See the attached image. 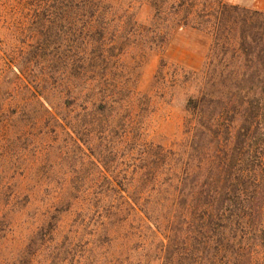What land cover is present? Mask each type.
<instances>
[{
  "label": "rangeland",
  "instance_id": "obj_1",
  "mask_svg": "<svg viewBox=\"0 0 264 264\" xmlns=\"http://www.w3.org/2000/svg\"><path fill=\"white\" fill-rule=\"evenodd\" d=\"M152 15L145 5L134 20L150 24ZM124 20L69 9L65 0H0V264H173L169 255L181 245L171 239L170 222L148 221L120 190L156 188L138 179L168 168L158 146L180 148L192 139L188 98L203 82L226 77L208 74L211 39L194 29L176 28L163 49L144 51L133 38L96 42L105 26L108 37L118 29L124 36ZM104 95L112 111H94L92 102ZM118 101L124 106L113 109ZM257 113L244 107L232 143L221 131L204 139L206 147L218 142L235 174L261 165L264 175ZM145 143L154 148L146 161L138 152ZM254 248L252 264H264V240Z\"/></svg>",
  "mask_w": 264,
  "mask_h": 264
},
{
  "label": "trees",
  "instance_id": "obj_2",
  "mask_svg": "<svg viewBox=\"0 0 264 264\" xmlns=\"http://www.w3.org/2000/svg\"><path fill=\"white\" fill-rule=\"evenodd\" d=\"M145 5L153 13L150 24L134 20ZM65 7L87 11L92 16L104 10L126 19L124 36L119 34L120 29L110 37L106 26L103 31L96 29L99 38L95 40L101 46L109 42L123 44L133 38V43L144 51L155 49L153 46L163 49L178 27L203 32L211 39L207 72L226 78L204 80L198 93L188 98L187 109L195 118L192 139L180 148L158 146L157 157L168 168L161 173H144L138 179L154 183L156 188H121L120 193L127 191L148 221L170 222L174 233L171 239L179 240L176 244L181 245L169 255L173 264H252L254 247L264 240V175L258 169L261 165L235 174L231 163L223 164L218 142L210 147L203 142L211 135L218 139L221 131L219 135L232 143L244 107L251 113L257 109L256 116L264 121V11L228 0H65ZM218 55L222 59L216 61ZM229 56L235 59L230 60ZM248 72L259 78H247ZM239 74L242 78L236 80ZM244 90L254 93V97L247 101ZM105 99L104 95L100 103L92 102L94 111L99 106L103 112L112 111ZM120 101L111 104L113 109L124 106ZM246 102L250 104L246 106ZM111 123L116 124V118ZM250 133L245 143L252 140L254 133ZM241 137L238 133L237 143L242 142ZM153 149L145 143L138 152L146 161ZM249 150L248 147L242 153L246 154V164ZM248 181H252L251 188L239 187L240 182L248 186Z\"/></svg>",
  "mask_w": 264,
  "mask_h": 264
},
{
  "label": "crops",
  "instance_id": "obj_3",
  "mask_svg": "<svg viewBox=\"0 0 264 264\" xmlns=\"http://www.w3.org/2000/svg\"><path fill=\"white\" fill-rule=\"evenodd\" d=\"M254 7L257 8L258 10L264 11V4H261L259 1L256 2Z\"/></svg>",
  "mask_w": 264,
  "mask_h": 264
}]
</instances>
